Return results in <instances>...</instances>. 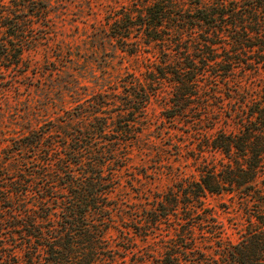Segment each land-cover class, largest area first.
Wrapping results in <instances>:
<instances>
[{"label": "trees", "instance_id": "obj_1", "mask_svg": "<svg viewBox=\"0 0 264 264\" xmlns=\"http://www.w3.org/2000/svg\"><path fill=\"white\" fill-rule=\"evenodd\" d=\"M3 6L0 0V11ZM8 25L17 37L19 22ZM110 35L130 54L142 43L150 44L158 58L150 62L147 83L130 80L133 90L123 104L129 118L120 120L124 115L117 113L124 127L113 131L131 133L134 114L166 82L171 91L167 117L193 111L198 121H209L206 126L215 131L205 132L199 149L221 155L217 163H203L197 179H182L158 199L147 222L156 223L179 206L184 218L177 222L174 237L165 240L155 264H264V83L256 90L239 85L238 79L264 68V0H211L207 5L188 0L187 6L153 0L136 14L120 13ZM131 35L135 39L129 41ZM224 98L234 99L225 111ZM101 102L93 104L92 121L83 129L64 122L23 135L10 156L30 150L33 159L25 171L14 165V172H5L0 165V229L11 236L18 233L20 239L12 245L0 240V264H20L14 260L16 248L21 264H119L105 236L116 209L108 197L115 167L104 173L103 151L88 150L94 137H104L105 128L117 125L107 120L111 116L98 115ZM216 108L231 119L232 128L217 127ZM53 150L58 152L52 162ZM27 191L37 194L34 200H26ZM221 192L240 199L247 229L236 242L210 253L206 244L197 245L193 229L218 236L220 226L202 198Z\"/></svg>", "mask_w": 264, "mask_h": 264}, {"label": "rangeland", "instance_id": "obj_2", "mask_svg": "<svg viewBox=\"0 0 264 264\" xmlns=\"http://www.w3.org/2000/svg\"><path fill=\"white\" fill-rule=\"evenodd\" d=\"M2 1L0 165L5 172H14V165L25 171L28 160L33 159L28 156L31 151L22 150L10 156L23 135L64 122L83 129L92 121V111L96 108L93 104L104 100L106 103L99 104L102 111L98 115L111 116L107 120L114 119L117 125L113 123L105 128L104 137H94L95 145L88 150L94 154L103 151L104 173L115 167L111 170L114 183L108 197L116 209L111 211L112 222L105 236L116 250L119 264H155L165 240L174 237L175 229L179 228L177 222L184 218L179 206L166 218L147 222L152 210L158 207V199L182 179H197L202 164L217 163L221 155L199 149L207 135L205 132L215 131L206 126L209 121H198L193 111L185 116L167 117L171 91L166 82L150 94L141 107L143 110L134 114L135 120L130 121L131 133L113 131L124 127V121L117 122V113L124 115L120 120L129 118L123 104L133 90L129 87L130 80L136 77L141 83H147L150 62L158 58L152 55L150 49H154L150 44L142 43L135 54L122 50L117 39L110 35L111 28L120 13L136 14L153 0ZM174 1L187 6L188 0ZM210 1L200 0V3L207 5ZM13 21L20 24L17 37L10 33L12 28L8 24ZM128 39L132 41L135 37L131 35ZM240 77L239 85L248 84L247 87L257 90L264 83V68ZM232 100L224 98V111L229 109L228 102ZM216 111L217 127L232 128L233 122L226 113L217 108ZM79 113L81 123L77 122ZM108 151L113 153L111 157ZM57 152L50 156L52 162ZM36 195L27 191L26 200L28 197L34 200ZM202 200L220 231L218 236H213L206 228L204 231L195 227L193 235L197 245L206 244V250L213 253L218 246L236 242L247 229L246 210L238 197L226 192L208 193ZM5 230L0 229L2 242L12 245L11 242L20 241L18 233L11 236L3 234ZM14 250L18 254L14 260L21 264L20 249Z\"/></svg>", "mask_w": 264, "mask_h": 264}]
</instances>
